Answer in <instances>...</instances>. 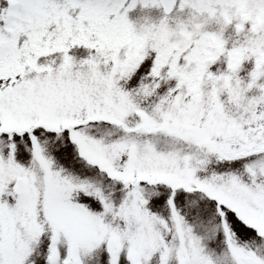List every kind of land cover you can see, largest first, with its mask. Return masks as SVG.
I'll return each instance as SVG.
<instances>
[{"label": "snow or ice", "instance_id": "6c2138e0", "mask_svg": "<svg viewBox=\"0 0 264 264\" xmlns=\"http://www.w3.org/2000/svg\"><path fill=\"white\" fill-rule=\"evenodd\" d=\"M0 264H264V0H0Z\"/></svg>", "mask_w": 264, "mask_h": 264}]
</instances>
